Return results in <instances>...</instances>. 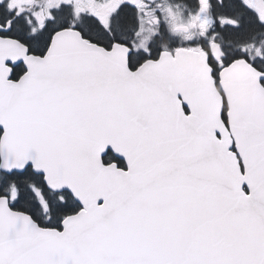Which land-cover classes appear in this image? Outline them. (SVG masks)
I'll use <instances>...</instances> for the list:
<instances>
[{"label": "snow or ice", "instance_id": "6c2138e0", "mask_svg": "<svg viewBox=\"0 0 264 264\" xmlns=\"http://www.w3.org/2000/svg\"><path fill=\"white\" fill-rule=\"evenodd\" d=\"M0 264H264V0H0Z\"/></svg>", "mask_w": 264, "mask_h": 264}, {"label": "flooded vegetation", "instance_id": "af4514ba", "mask_svg": "<svg viewBox=\"0 0 264 264\" xmlns=\"http://www.w3.org/2000/svg\"><path fill=\"white\" fill-rule=\"evenodd\" d=\"M165 43L167 42V41H164Z\"/></svg>", "mask_w": 264, "mask_h": 264}]
</instances>
